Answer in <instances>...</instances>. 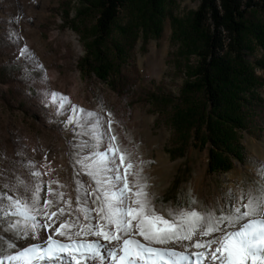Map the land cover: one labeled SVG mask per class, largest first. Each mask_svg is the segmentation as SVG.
Masks as SVG:
<instances>
[{
    "label": "rangeland",
    "instance_id": "1",
    "mask_svg": "<svg viewBox=\"0 0 264 264\" xmlns=\"http://www.w3.org/2000/svg\"><path fill=\"white\" fill-rule=\"evenodd\" d=\"M91 1L0 0V193L27 198L29 192L19 181L33 189L38 181L30 172L38 170L42 173L39 182L45 187L41 204L50 198L46 182L58 181L51 187L64 193V201L58 205L65 210L61 219L104 225L106 220L98 219L103 213L95 211L101 202L91 194L96 184L88 172L96 160L95 152L104 150L108 135L116 136L113 143L127 154L125 166L129 161L133 164L128 171L139 172L152 205L165 219H170V210L204 212L227 205L230 192L239 196L254 188L264 166V112L263 121L252 128L235 129L241 157L232 154L231 167L215 170L209 167L211 143L206 123L200 136H195L196 129L187 128L188 117L176 113L183 86L193 80L199 60L202 40L193 17L201 0H164L159 13L152 10L149 0H129L109 40L97 47H90L96 34ZM253 13V20L264 28V8ZM260 40L254 34L249 36L247 58L252 69L264 77L259 64L264 55ZM25 46L41 67L19 55ZM112 70L121 71L122 78L114 77ZM252 89L264 98V82ZM53 92L68 97L71 104L59 108L52 102ZM87 112L98 114L102 126L95 127L96 118L88 117ZM105 132L108 135L102 136L100 148L92 147L96 136ZM127 179L131 187L133 177ZM81 185L89 191L86 200L77 191ZM82 207L90 210L91 221L84 219ZM15 219L0 216V244H15L14 249H7L12 253L37 242L9 230V221ZM55 238L67 242L64 237ZM135 238L147 243L139 235ZM76 239L91 242L100 238L81 235ZM190 243L155 246L183 252ZM87 264L110 261L89 260Z\"/></svg>",
    "mask_w": 264,
    "mask_h": 264
},
{
    "label": "snow or ice",
    "instance_id": "2",
    "mask_svg": "<svg viewBox=\"0 0 264 264\" xmlns=\"http://www.w3.org/2000/svg\"><path fill=\"white\" fill-rule=\"evenodd\" d=\"M19 55L34 67H41L35 54L26 46ZM50 95L59 108L71 104L68 97L60 93ZM86 115L96 118L95 127L102 126L98 114L87 112ZM103 135L108 134L105 132L96 136L97 143L92 147L100 148ZM115 140V135H108L104 150L95 152L96 160L88 172L96 184L91 194L101 202V208L95 211L103 213L100 219L106 220V223L78 224L61 219L65 210L58 205L64 201V193L51 187L59 182H46V196L50 198L41 204L40 193L45 191L44 185L39 182L42 173L33 170L30 175L38 181L33 189H27L24 181H19L29 192L27 198L0 193V216H15L17 219L9 221V230L37 242L15 253L7 251L14 249L15 244L6 247L0 244V264L5 261L9 264H87L89 260L105 258L110 264H264V166L255 187L242 191L239 196L230 192L227 205L208 208L204 212L191 208L170 210V219H165L152 205L147 185L140 182L139 172L128 171L133 169V164L129 161L125 166L127 154L113 143ZM30 167L35 168L34 162H30ZM127 176L133 177L131 187ZM77 191H82L86 200L88 189L81 185ZM4 200L8 201L7 205H4ZM77 200H80L79 196ZM66 203L70 205L71 201ZM190 204L194 205L195 201L191 200ZM54 207L56 210L52 211ZM80 211L85 213V220L93 219L88 215L89 209L82 207ZM57 223L58 228L55 227ZM73 228L74 232L71 231ZM213 233L220 235L207 241L202 239L213 236ZM81 235L100 239L91 242L77 240L76 237ZM136 235L143 237L147 243L136 239ZM57 236L66 238L67 242L56 239ZM184 241L192 243L183 252L155 246ZM191 248L202 250L191 252L188 250Z\"/></svg>",
    "mask_w": 264,
    "mask_h": 264
},
{
    "label": "trees",
    "instance_id": "3",
    "mask_svg": "<svg viewBox=\"0 0 264 264\" xmlns=\"http://www.w3.org/2000/svg\"><path fill=\"white\" fill-rule=\"evenodd\" d=\"M128 1L90 2L89 7L96 11V34L90 47L109 40ZM163 1L149 0L150 7L159 13ZM257 8H264V0H201L194 13L193 23L201 34L202 46L192 72L194 78L185 82L180 95L181 106L176 113L188 117L187 128L194 127L195 136H200L199 130L206 123V135L211 143V170L231 167L232 154L241 157L236 128H252L263 121L264 98L252 88L263 83L264 77L252 69L247 58L251 34L261 39L264 46L261 35L264 28L253 20V10ZM259 59L264 68V55ZM111 73L122 78L121 71ZM124 92L125 96L129 95V91Z\"/></svg>",
    "mask_w": 264,
    "mask_h": 264
},
{
    "label": "bare ground",
    "instance_id": "4",
    "mask_svg": "<svg viewBox=\"0 0 264 264\" xmlns=\"http://www.w3.org/2000/svg\"><path fill=\"white\" fill-rule=\"evenodd\" d=\"M91 189H93L92 187H91ZM99 220H101L100 218H98Z\"/></svg>",
    "mask_w": 264,
    "mask_h": 264
}]
</instances>
